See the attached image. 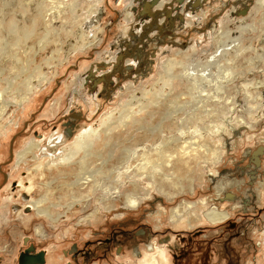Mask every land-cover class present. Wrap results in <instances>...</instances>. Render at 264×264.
Masks as SVG:
<instances>
[{"label": "rangeland", "instance_id": "obj_1", "mask_svg": "<svg viewBox=\"0 0 264 264\" xmlns=\"http://www.w3.org/2000/svg\"><path fill=\"white\" fill-rule=\"evenodd\" d=\"M133 4L0 0V261L27 235L61 263L124 225L155 235L113 264H146L147 244L177 264H264V0L185 2L115 72ZM102 62L108 83L88 76ZM214 208L227 216L210 222Z\"/></svg>", "mask_w": 264, "mask_h": 264}, {"label": "flooded vegetation", "instance_id": "obj_2", "mask_svg": "<svg viewBox=\"0 0 264 264\" xmlns=\"http://www.w3.org/2000/svg\"><path fill=\"white\" fill-rule=\"evenodd\" d=\"M78 120L79 117L73 118L72 121H74L75 123L73 130L77 127L78 124L76 121ZM255 163L257 166L258 163L256 162V160ZM255 173H256V169H253L249 173L250 180L248 181V184L250 185L252 184L253 179L255 178ZM250 191L253 193L252 190ZM226 196L227 198L231 197L228 195ZM246 199L248 198L247 197L242 198L243 202L246 203L247 202ZM29 205H27L26 207H28ZM13 208H14L13 210H15V206ZM1 209L3 210L4 208ZM30 209H32V207ZM154 233L155 232H150V234L143 235V232H141L140 230L136 231L135 233L133 231H129L126 228H124V225H120L119 227L113 226L112 228H110L107 234H103L99 236L93 235V237L86 238L83 241L72 243L69 250L64 251V253L62 252L63 257H66L67 260L57 264H113V262H110L111 259L110 257H113L114 255L117 256L121 255L123 253L122 252L123 249L127 248L128 243L132 242L131 248H133V251L136 252V254H139L137 246L133 244L132 241L134 238H136L137 239L136 241L139 243L140 242L147 243L148 239L150 241L151 238L155 235ZM199 233H200L199 230L194 232L195 235L196 234L199 235ZM239 235H240L239 231H236L224 237L225 240L224 242L222 241L221 243L224 252L227 248H231V246L229 245L230 241L232 242V240H235V238H237ZM183 237L184 236L181 235L180 240H183L184 239ZM189 239L190 238H188V240ZM21 243L22 245L17 249L12 247L10 253L11 257L7 258L4 262L0 261V264H50L51 263L49 261V257L46 254V251L42 248L37 249L29 239V236L27 235L23 236ZM147 245H146L147 249L143 251V254H150V259L148 260L149 262L151 261L152 257H157L159 260L162 259L166 261V264H169L170 261L172 262V264H177V261L180 259L182 254L179 253V255H176L174 253L172 254L170 251L171 255L169 253V258H168V254L165 252L164 248H156L157 251L153 252L154 251L153 248L155 246H153L152 244L148 246ZM169 249L171 250L172 247H169ZM230 262H232L230 258L226 257V264H230ZM115 264H126V262L125 260L123 261L121 260Z\"/></svg>", "mask_w": 264, "mask_h": 264}, {"label": "water", "instance_id": "obj_3", "mask_svg": "<svg viewBox=\"0 0 264 264\" xmlns=\"http://www.w3.org/2000/svg\"><path fill=\"white\" fill-rule=\"evenodd\" d=\"M160 0H133L134 3H137V6L134 4L131 6V10L135 13H137V26L134 28H138V33L136 35L135 29L132 27L130 30V36L134 38L135 44L134 46H130L129 41H126L125 46L126 49L120 50L117 52L116 57L114 59V62H111V65L113 68H123L124 71L132 70L133 65L132 64H123L125 58L133 54V50L138 47L140 43V39L148 36L149 33L154 31H160L162 26V22H158L160 17H169V14L171 12H179L180 8L182 7L185 2L188 3V8L192 11L195 9H198L199 6L202 5L203 2L207 0H170L169 3L164 4L163 9H157L155 8ZM178 18L181 22H183L184 18L182 14H178ZM152 56H154V52L152 53ZM110 63V62H109ZM108 64L105 62L100 63L97 66V70H104ZM95 72H93L91 69L88 71V76L92 81L95 82V78L93 77ZM103 75V74H101ZM103 77V76H102ZM99 79V78H98ZM104 82H107L106 78H102ZM110 82V81H109ZM108 83V82H107ZM72 116H75V113L72 114ZM74 121L72 120H66L63 123L64 132L67 137H71L73 135V128H74ZM15 135L13 136L12 140L14 139ZM12 140L10 142V158L13 156L11 149H12ZM256 162L258 163V158L255 157Z\"/></svg>", "mask_w": 264, "mask_h": 264}, {"label": "crops", "instance_id": "obj_4", "mask_svg": "<svg viewBox=\"0 0 264 264\" xmlns=\"http://www.w3.org/2000/svg\"><path fill=\"white\" fill-rule=\"evenodd\" d=\"M169 1H163V3L162 4H167ZM164 6V5H163ZM184 8V7H183ZM181 14L182 13V8H180V10H179V12H171V14H169V17H165L164 18V21H162L163 20V17H161L160 19H159V23L160 22H162V28H161V30L159 31L161 34H165L167 31H174L182 22L179 20V18H178V14ZM133 14L135 15V20H133V17H131V28L133 27H135V26H137L136 24H140V23H137L138 22V20H137V13H135V12H133ZM130 16H132V15H130ZM135 29V31L134 32H136V31H138L139 29L138 28H134ZM130 30H129V32L127 33V34H125L124 36H122V39L120 40L121 42L122 41H129V43H130V46H134V44H135V40H134V38L133 37H131L130 36ZM160 33H158V34H160ZM152 34H153V32H151V33H149L148 34V36H146V37H144V38H142V39H140V43H139V45H138V47L137 48H135L133 51H135V52H137V54L138 55H141L142 54V52L145 50V47H147V45H148V42H151V41H155L156 40V37L155 36H153L152 37ZM162 40H164V39H162ZM122 46H124V45H122ZM144 47V48H143ZM118 51H119V49H118ZM117 51V52H118ZM114 59V58H113ZM129 61L130 62H133L132 60H130L129 59ZM134 63V62H133ZM96 66V65H95ZM95 68V67H94ZM114 70H115V72H122V71H124V69L123 68H114ZM108 72V71H107ZM101 73H98L97 75L99 76ZM107 74V73H106ZM111 74H112V72H109V76H111ZM96 75V76H97ZM107 78V82H109V81H111L113 78L111 77H106Z\"/></svg>", "mask_w": 264, "mask_h": 264}, {"label": "bare ground", "instance_id": "obj_5", "mask_svg": "<svg viewBox=\"0 0 264 264\" xmlns=\"http://www.w3.org/2000/svg\"><path fill=\"white\" fill-rule=\"evenodd\" d=\"M163 1H169L170 2V0H160L159 1V3L157 4V6L155 7V8H157V9H163V5L164 4H162L163 3ZM168 2V3H169ZM182 7L184 6V5H181ZM188 10H191V8L190 9H188ZM188 10H184L182 13H185V12H187ZM196 10V9H195ZM194 10V11H195ZM181 13V14H182ZM161 18V17H160ZM159 18V19H160ZM105 63H107V62H105ZM109 63V62H108ZM107 63V64H108ZM98 66V65H97ZM107 67H108V65L106 66V68L105 69H107ZM105 69L104 70H97V67H95V68H92L91 70L93 71V72H95V74H94V78H95V76L98 74V73H104V71H105ZM105 74H103V78H106V76H104ZM107 79V78H106ZM33 204V203H32ZM134 204H135V202H132L131 203V205H133L134 206ZM31 207V206H30ZM39 213L41 212V210H39L38 211ZM211 212V211H210ZM227 216V213L226 212H222L221 210H219L218 208H214L213 210H212V212L211 213H209V215H207V219L210 221V222H217V221H221V220H223L225 217ZM206 218V217H205ZM159 253H161V252H159ZM156 255V254H155ZM152 256V255H151ZM146 264H166V261H164V260H159L157 257H152L151 258V261L149 262H146Z\"/></svg>", "mask_w": 264, "mask_h": 264}]
</instances>
